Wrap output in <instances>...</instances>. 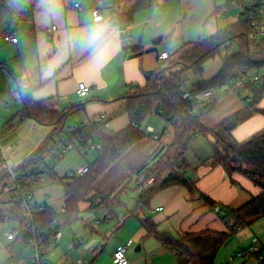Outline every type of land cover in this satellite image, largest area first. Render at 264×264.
<instances>
[{
	"label": "crops",
	"instance_id": "obj_1",
	"mask_svg": "<svg viewBox=\"0 0 264 264\" xmlns=\"http://www.w3.org/2000/svg\"><path fill=\"white\" fill-rule=\"evenodd\" d=\"M75 3L79 6L75 7ZM114 4L126 17V33L132 41L128 48L122 47L119 26L112 19ZM223 6L225 2L218 0H0V126L7 119L19 116L23 122H32L35 132L39 130L37 123L22 114L17 78L22 87L29 89L34 101L67 113L66 121L71 117L72 126L90 125L104 115L107 129L118 131L124 128L130 123L125 111L127 94L146 84V73L162 67L163 61L158 60L161 52L172 54L183 43L206 38L237 23L238 20L225 26L219 20ZM94 8L100 9L104 18L102 22L92 21L91 10ZM221 22L223 26L219 25ZM98 24L105 26L102 36L95 41L83 42L80 38ZM52 25L56 30L49 32ZM5 33L17 37V43L5 41ZM158 38L160 41L154 44ZM210 79L190 80L189 83ZM79 83L90 88L85 97L76 95ZM260 110H264V95L251 105L250 98L244 94L236 96L222 91L200 123L214 129L230 117L237 116L230 122H234L230 134L241 143L264 131V115ZM153 116L158 115L150 117ZM112 124L117 128L111 129ZM19 125L23 126V123ZM43 126L53 131V125ZM146 126H151L155 132L161 130L157 132L159 135L164 130L171 134L166 121L163 127L157 124L156 128L149 123ZM49 132L46 135L45 131L34 141L23 137L16 146L2 143L4 148H1L8 150L10 160L20 157L23 163L25 157L41 146ZM169 135L164 136L165 140ZM157 143L158 146L165 144L162 138ZM212 146L210 133L199 135L193 138L183 155L184 171L196 192H190L183 185L172 184L148 197L144 194L151 182L140 186L136 177L133 190L125 186L124 190L117 191L120 204L114 213L99 209L100 221L89 222L88 238L83 236L84 241L73 248L75 253L78 251V258L84 264H111L116 246L131 240L132 250L127 256L129 264H180L172 251L157 236L149 233L148 225L157 234L175 240L205 230L227 231L220 214L215 213L198 193L206 195L225 212L226 208H236L259 195L261 189L241 174L228 176L222 166L212 165ZM19 152L22 154L18 156ZM263 218L250 227L257 233L251 242L255 238L257 244L264 248ZM100 223L104 226L102 230L98 228ZM64 252L52 251L50 260L59 262L67 256ZM231 258L240 262L234 255L229 256V261Z\"/></svg>",
	"mask_w": 264,
	"mask_h": 264
},
{
	"label": "trees",
	"instance_id": "obj_2",
	"mask_svg": "<svg viewBox=\"0 0 264 264\" xmlns=\"http://www.w3.org/2000/svg\"><path fill=\"white\" fill-rule=\"evenodd\" d=\"M242 3L243 0L237 4ZM228 43H236L238 52L223 60L220 70L213 78L192 84L194 87L207 89L223 85L229 78L242 77L264 66V38L252 50L248 42L247 24L238 19L236 24L218 30L211 36L183 43L175 52L169 54L160 69L146 73V84L143 87H135L127 94L125 111L130 118L127 126L112 131L103 124H95L86 130L80 146L87 148L88 143L93 142L95 137L101 144L99 156L92 165H88V172L82 177L66 181L58 178L54 172L48 175L50 180L63 185L66 193L65 216L76 215L80 203L83 202H89L90 210L106 209L109 213H114V209L120 204L118 201L120 193L106 196L100 194L98 202H91L92 196L90 198L88 196L94 190V182L115 160L144 137L133 124L143 122L152 115H158L168 123L171 137L169 142L161 144L152 155L151 161L145 162L136 171V179L140 186L152 179L151 186L145 190V196L149 197L172 184L183 185L190 192H196L185 171L176 169L174 163L183 158L195 134L199 136L206 133L213 137L211 164L222 166L228 176L234 173L241 174L261 189L259 195L251 197L236 208H226L224 214L220 215L227 225L225 232L205 230L196 234H186L182 239L175 240L157 234L152 226L148 225L149 233L157 236L172 251L180 264H214L219 250L238 232L249 228L264 217V132L238 143L230 134L234 126V122H230L236 120L237 116L230 117L214 129H208L200 123L201 118L213 108L217 97L198 107L196 113L192 114L190 112L193 105L182 97V88L185 84L190 82L192 76H200L205 62L214 58L219 49ZM261 79L263 82L245 85L239 90L238 96L244 94L246 98H250L251 105L257 103L264 95V73L261 74ZM16 84L23 106V116L40 125H53L52 133L55 135L64 133L67 113L58 112L40 101H34L29 89L22 87L17 78ZM259 112L264 115V110ZM165 131L156 141L165 136ZM48 140L49 138L44 146L26 157L22 165L39 157L46 149ZM198 194L212 209L218 206L206 195ZM57 217L58 213L45 205L43 212L36 216V220L48 224ZM0 220L2 221L1 218ZM249 255L259 263H264L263 247H260L258 253Z\"/></svg>",
	"mask_w": 264,
	"mask_h": 264
},
{
	"label": "built area",
	"instance_id": "obj_3",
	"mask_svg": "<svg viewBox=\"0 0 264 264\" xmlns=\"http://www.w3.org/2000/svg\"><path fill=\"white\" fill-rule=\"evenodd\" d=\"M106 1L109 2L110 0ZM74 6L78 7L79 3H75ZM113 6L112 19L119 26L122 47L128 48L132 45V41L126 33V17L118 12L116 4ZM240 8L238 19L247 24L248 42L251 45V49L254 50L255 45L264 38V0H243ZM91 17L93 22H102L104 20L99 8L91 10ZM55 30V25L50 26L49 32ZM3 39L11 43H17L18 41L17 37L10 33H5ZM168 56L167 52H161L158 55V60L164 61ZM259 82H263L259 74H247L239 78H229L223 85H215L207 89H198L187 82L182 88V97L193 105L190 112L192 114L196 113L198 107L210 102L222 91L238 96L239 90L245 85ZM89 91L90 88L88 86L84 83H79L76 95L85 97ZM95 124H103L105 127L108 125L104 115H100L90 125L75 124L70 131L57 135L56 139L48 142L46 149L39 157L17 168H14L9 163L8 150L0 147V218L2 222L12 224L4 233V238L11 244L21 242L27 247V254L19 258L15 264H84L81 258L70 260L67 256H63L56 263L50 261V253L62 240L63 232L57 226V218H54L48 224L36 220V216L43 212L44 206L47 205L37 199V193L38 187L45 183V180L50 179L48 176L50 172L56 173L58 178L65 181L82 177L88 172V165L81 166L76 170L61 172L56 170V165L66 152L81 144L86 130ZM133 126L138 128L136 123ZM141 132L144 136H148L153 140H157L160 137L151 126L144 127ZM165 135H169L168 130L165 131ZM197 136L198 134L194 135V137ZM87 148L100 151L101 145L89 142ZM174 167L181 172L184 171L183 158L174 163ZM148 181L151 182L152 179ZM99 200L100 197L97 194L90 199L94 203ZM213 211L220 215L224 214L219 206H214ZM60 214H65V203L60 208ZM97 222L95 221V223ZM83 241L84 238L79 239V242L82 243ZM131 244L132 241L128 240L117 245L111 257V264H129L126 250ZM259 249L260 246L257 244V239L254 238L248 249L239 250L235 258L240 260L243 256L258 253ZM233 260L234 258H231V261Z\"/></svg>",
	"mask_w": 264,
	"mask_h": 264
},
{
	"label": "rangeland",
	"instance_id": "obj_4",
	"mask_svg": "<svg viewBox=\"0 0 264 264\" xmlns=\"http://www.w3.org/2000/svg\"><path fill=\"white\" fill-rule=\"evenodd\" d=\"M239 1L241 0H218V2H225V6H223L221 10L222 17L219 19L220 21L224 22L225 26L226 24H231L238 20V14L241 10V5L237 4ZM229 2L232 3V5L228 4ZM223 22L219 23V25L223 26ZM237 52L238 46L236 45V43H228L225 46L221 47L219 49V53L214 58L205 62V64L203 65V73L200 76H192L191 80L198 81L202 79L212 78L221 68L223 60L226 57L236 54ZM263 73L264 66L259 69L252 70L250 74L261 75ZM72 120L73 119L70 117L65 122L64 133L72 127ZM147 121L140 122L138 124V128L140 130L144 129L147 123L156 128L157 124H159L161 127L165 126V121L159 116L150 117L147 119ZM19 123H23V126L21 125V127ZM36 125L39 128L38 132H35V130H33L32 122H23L20 120L19 116H15L12 119H7L6 123L0 126V147L4 148L2 146V143L12 144L16 146L19 141L20 143L21 141H23V137H26L27 141L29 139H32L34 141L38 136L44 135L43 133L45 131L46 135L49 131L50 132L49 135L44 138L40 147L44 146L48 138V142H52L54 139H56L57 135L51 132L50 127L40 124ZM114 126L115 125L112 124L111 129L114 130L115 128H117ZM157 132H161V130H156V133ZM167 137V140H165L166 137L163 136L162 141L167 143L170 140L169 137H171V135ZM10 141L12 143H9ZM93 142L95 144L100 143L97 137H95ZM160 146L161 144H159L158 146L156 140H153L148 136H144L141 140L136 142L126 152H124L117 160H115L107 170L99 175L97 180L94 182V190L89 194L88 197L90 198L91 196L96 194H103L105 196L108 194L114 195L117 191L119 192V190H121L125 186L130 190H133L136 182L135 177L137 169L145 162L149 160L151 161L152 155L157 152ZM19 154H22V152H19L17 155L19 156ZM98 156L99 151L90 150L85 146L76 145V147H73L61 157L56 165V170L58 172L65 170H76L84 165H92L97 160ZM18 158L16 160H10V158L8 157L9 163L14 168L22 165V159L20 157ZM38 188L39 190L37 193V199L41 202H45L48 206L52 207L56 211V213H58L57 226L63 232V238L59 242V247H55V250L53 249L52 251L57 250V252L62 253L65 250L64 254H67V256H69L71 259L76 260L79 257V254L78 251L77 253H75L73 248L77 244H79L80 238H82L83 236L88 238V236H86V233L89 230V222L91 223L93 220L100 221V218L102 216L101 212L98 210H90L89 202H83L80 203L81 207H79V212L76 215L65 216L64 214H60V208L66 200V193L64 191L63 185L47 179L45 180V183H43ZM262 221L264 223V218ZM11 225V223L2 222L0 220V264H14L20 257L22 258L27 254V247L24 244L13 245L5 240L4 233ZM102 225V223L98 224V228L100 230H102L104 227ZM253 229V227H250L238 232L237 235L226 246L220 249V254L217 257L215 264H258L257 260L250 255L241 257L240 262H236L235 259L234 263L232 261H229L230 255L235 256V253L237 251L241 249H248L252 236L257 235V233H254ZM83 245L84 244H81V246ZM131 250L132 247L127 248L126 256L129 255ZM84 256L85 255H83V257Z\"/></svg>",
	"mask_w": 264,
	"mask_h": 264
},
{
	"label": "clouds",
	"instance_id": "obj_5",
	"mask_svg": "<svg viewBox=\"0 0 264 264\" xmlns=\"http://www.w3.org/2000/svg\"><path fill=\"white\" fill-rule=\"evenodd\" d=\"M105 30V26L104 25H97L94 28L90 29L84 36H82L80 39L87 43V42H91V41H95L97 39H99L103 32Z\"/></svg>",
	"mask_w": 264,
	"mask_h": 264
},
{
	"label": "water",
	"instance_id": "obj_6",
	"mask_svg": "<svg viewBox=\"0 0 264 264\" xmlns=\"http://www.w3.org/2000/svg\"><path fill=\"white\" fill-rule=\"evenodd\" d=\"M160 41V38L156 39L155 41H153L154 44H157Z\"/></svg>",
	"mask_w": 264,
	"mask_h": 264
}]
</instances>
